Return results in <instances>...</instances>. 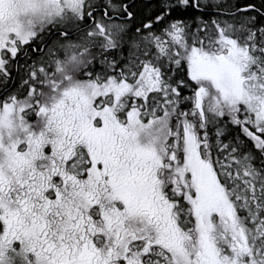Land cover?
Returning <instances> with one entry per match:
<instances>
[{
	"label": "snow or ice",
	"instance_id": "1",
	"mask_svg": "<svg viewBox=\"0 0 264 264\" xmlns=\"http://www.w3.org/2000/svg\"><path fill=\"white\" fill-rule=\"evenodd\" d=\"M0 264H264V0H0Z\"/></svg>",
	"mask_w": 264,
	"mask_h": 264
}]
</instances>
